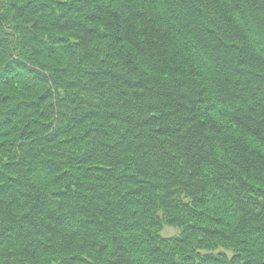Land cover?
<instances>
[{
    "label": "trees",
    "instance_id": "trees-1",
    "mask_svg": "<svg viewBox=\"0 0 264 264\" xmlns=\"http://www.w3.org/2000/svg\"><path fill=\"white\" fill-rule=\"evenodd\" d=\"M3 212L0 264H264V0H0Z\"/></svg>",
    "mask_w": 264,
    "mask_h": 264
},
{
    "label": "rangeland",
    "instance_id": "rangeland-1",
    "mask_svg": "<svg viewBox=\"0 0 264 264\" xmlns=\"http://www.w3.org/2000/svg\"><path fill=\"white\" fill-rule=\"evenodd\" d=\"M42 154V153H41ZM20 157H22V156H20ZM44 157V156H43ZM34 175L36 176V177H38L39 176V174H36L35 172H34ZM8 177H11V176H13L12 174H9V175H7ZM17 177H15V176H13L14 178H18V175H16ZM2 215H3V217L4 218H2ZM0 217L2 218V219H5L6 217H7V214L5 213V212H3V213H0ZM180 231H179V229L178 228H176V227H170V226H166L165 227V230H164V234H167V235H176V234H178ZM10 259V258H9ZM11 260V259H10Z\"/></svg>",
    "mask_w": 264,
    "mask_h": 264
}]
</instances>
